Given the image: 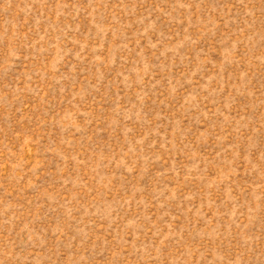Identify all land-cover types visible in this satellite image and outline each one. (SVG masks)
Segmentation results:
<instances>
[{
    "label": "rangeland",
    "instance_id": "1",
    "mask_svg": "<svg viewBox=\"0 0 264 264\" xmlns=\"http://www.w3.org/2000/svg\"><path fill=\"white\" fill-rule=\"evenodd\" d=\"M0 264H264V0H0Z\"/></svg>",
    "mask_w": 264,
    "mask_h": 264
}]
</instances>
